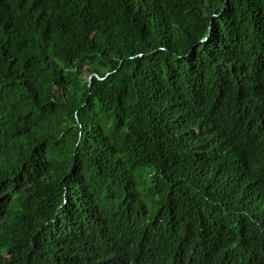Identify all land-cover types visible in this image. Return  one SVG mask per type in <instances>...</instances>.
Here are the masks:
<instances>
[{
    "label": "trees",
    "instance_id": "16d2710c",
    "mask_svg": "<svg viewBox=\"0 0 264 264\" xmlns=\"http://www.w3.org/2000/svg\"><path fill=\"white\" fill-rule=\"evenodd\" d=\"M0 264H264V0H0Z\"/></svg>",
    "mask_w": 264,
    "mask_h": 264
}]
</instances>
